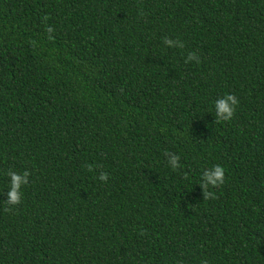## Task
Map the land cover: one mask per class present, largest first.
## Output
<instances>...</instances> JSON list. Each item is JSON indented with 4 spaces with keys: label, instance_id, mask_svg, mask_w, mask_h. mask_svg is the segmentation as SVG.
I'll use <instances>...</instances> for the list:
<instances>
[{
    "label": "trees",
    "instance_id": "trees-1",
    "mask_svg": "<svg viewBox=\"0 0 264 264\" xmlns=\"http://www.w3.org/2000/svg\"><path fill=\"white\" fill-rule=\"evenodd\" d=\"M204 261L264 264V0H0V264Z\"/></svg>",
    "mask_w": 264,
    "mask_h": 264
},
{
    "label": "clouds",
    "instance_id": "clouds-1",
    "mask_svg": "<svg viewBox=\"0 0 264 264\" xmlns=\"http://www.w3.org/2000/svg\"><path fill=\"white\" fill-rule=\"evenodd\" d=\"M46 31L49 33V39H52L51 33L54 31L53 28L47 27ZM168 46L180 47L183 48V43H179L173 45V41L167 37L164 38L163 41ZM196 57L195 53H190L188 56V61L192 58ZM187 62V61H186ZM197 62L199 63V58L197 57ZM239 100L233 94H227L224 96L223 100L218 101L215 104V114L217 116L216 122L220 121H230L233 119L235 115L236 106H238ZM166 157H168V163L173 169H177L179 167L180 157L174 153H164ZM89 170H91V166H89ZM8 177L11 180L10 191L8 192V199L4 204L15 206L21 203V188L24 185H27L29 180L30 172L24 171L23 173L15 172L11 169L7 172ZM225 169L220 165H215L210 170H205L202 176L201 186L204 188V199L214 198L213 194L208 191L209 186H220L225 181ZM101 181L107 182L109 177L107 173H101L99 176ZM185 179L187 176L185 175ZM11 210V209H9ZM202 264H207L206 261L202 262Z\"/></svg>",
    "mask_w": 264,
    "mask_h": 264
}]
</instances>
